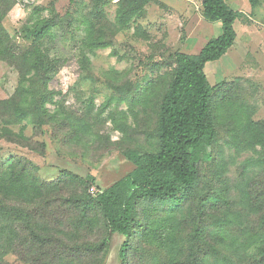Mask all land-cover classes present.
<instances>
[{
  "label": "rangeland",
  "instance_id": "1",
  "mask_svg": "<svg viewBox=\"0 0 264 264\" xmlns=\"http://www.w3.org/2000/svg\"><path fill=\"white\" fill-rule=\"evenodd\" d=\"M123 1L14 0L6 11L0 0L4 14L0 23L15 52L31 46L24 38L26 28L55 23L40 44L52 63L53 77L45 89L38 85L36 93L37 100L46 98L43 106L49 116L44 118L38 103L31 118L14 115L19 104V72L14 64L0 60V173L15 160L24 159L50 185L33 201L22 204L18 198L8 199L14 208L22 206L28 217L16 225L18 236L13 251L5 256L7 264H99L102 253L93 247L109 238V231L94 212L82 218L70 204L71 198L94 197L129 173L134 165L126 152L157 149L158 107L175 66L174 53L196 54L220 33V27L202 17L200 0H148L142 11L136 10L126 26L120 27L116 21ZM262 25L255 24L248 31L249 26L245 29L243 22L239 24L234 46L204 66L209 84L224 85L226 94L216 100V139L211 158L200 163L194 198L201 204L205 197L200 199V195L218 197L205 210L233 221L227 225L226 242L240 240L243 230L254 226L257 215L243 192L251 191L252 178L261 176L259 169L246 164L254 150L244 143L241 133L230 135L226 107L236 103L245 116L264 125ZM62 170L85 182L66 180ZM220 196L227 197L231 206L224 205ZM137 203L142 223L148 216L158 218L165 214L161 210H169L159 200L138 199ZM188 207L186 202L178 206L176 210L183 212L177 219ZM186 222L174 231L170 242L175 249L170 252L140 241L139 232L134 233L125 264L186 260ZM22 225L31 226L43 243L25 228L21 232ZM221 237L218 234L213 241ZM116 239L110 243L105 264H118Z\"/></svg>",
  "mask_w": 264,
  "mask_h": 264
},
{
  "label": "trees",
  "instance_id": "2",
  "mask_svg": "<svg viewBox=\"0 0 264 264\" xmlns=\"http://www.w3.org/2000/svg\"><path fill=\"white\" fill-rule=\"evenodd\" d=\"M2 1L7 11L14 0ZM124 1L117 14L116 22L120 27L126 26L136 10L142 11L148 0ZM257 1L249 0L252 6ZM200 3L202 17L208 22L219 21L221 33L209 38L196 54L174 53L175 66L158 107L157 149L151 153L126 152V158L134 165L129 173L94 197L82 194L70 200L82 218L94 212L109 231L110 237L93 247L94 252L102 253L99 264H105L113 238H117L118 264H125L133 248L134 233L138 232L140 241L145 239L148 245L170 252L175 249L170 242L175 237L174 231L187 223L186 220L189 222L186 260L170 259L165 264H264V125L262 121L245 116L241 112L243 108L236 103L232 108L226 107L230 135L234 137L241 133L244 136V143L254 150V155L246 164L259 169L261 175L252 178V192L243 191L247 196V205L257 213L254 226L243 230L240 240L234 238L226 242L227 225L233 221L205 210L207 204L217 201L218 197L214 194L200 195V199L205 197L201 204L196 203L194 198L200 163L211 158L216 139V100H223L226 94L224 85L214 87L209 84L204 66L219 59L233 45L237 17L226 0H200ZM3 16L0 13V21ZM54 25L53 21H49L26 28L24 38L31 46L18 53L0 23V60L14 64L20 76L17 90L19 104L14 107V115L18 119L31 118V110L36 108L37 103L42 107L44 118L49 116L43 106L46 98L39 97L42 100H37L36 93L38 85L45 89L46 81L53 77L52 63L42 52L40 44L48 38ZM30 73L31 76H27ZM3 171L0 173V264H7L5 256L13 251L14 240L18 236L16 225L27 222L25 217H28L22 206L14 208L7 203L8 199L18 198L22 204L30 202L42 196L50 185L24 159L15 160ZM61 174L71 182H85L67 170H62ZM138 199L159 200L169 210H161L165 214L158 218L148 216L142 223L136 212ZM220 199L227 207L231 206L227 197L220 196ZM183 202L188 203V210H184L182 218L177 219L176 215L183 210L176 209ZM24 228L43 243V238L31 226L22 225L21 232ZM218 234L222 236L219 238L221 241L215 243L213 237ZM250 247H254L255 251L250 252Z\"/></svg>",
  "mask_w": 264,
  "mask_h": 264
},
{
  "label": "crops",
  "instance_id": "3",
  "mask_svg": "<svg viewBox=\"0 0 264 264\" xmlns=\"http://www.w3.org/2000/svg\"><path fill=\"white\" fill-rule=\"evenodd\" d=\"M189 1L192 2L193 0H189ZM226 2L229 5V7L237 13V17L234 21V29L236 33L234 43L236 42L238 36V26L242 22L244 23V27L249 26L248 31L250 30L251 26L254 27L255 24H259V23L263 24L262 25L263 27L261 29L264 31V0H258L254 6L250 4L249 0H226ZM198 3L201 9L200 1ZM211 23L214 24L215 27H220L219 21L211 22ZM246 27L245 29H247ZM220 33H221V27H220ZM219 34L215 36H218ZM234 43L231 47L234 46Z\"/></svg>",
  "mask_w": 264,
  "mask_h": 264
}]
</instances>
